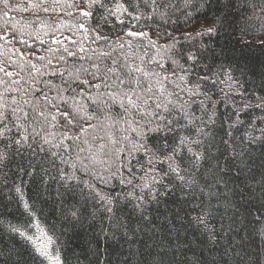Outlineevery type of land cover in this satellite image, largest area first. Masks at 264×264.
I'll use <instances>...</instances> for the list:
<instances>
[{
    "label": "trees",
    "instance_id": "1",
    "mask_svg": "<svg viewBox=\"0 0 264 264\" xmlns=\"http://www.w3.org/2000/svg\"><path fill=\"white\" fill-rule=\"evenodd\" d=\"M102 2L106 8L97 4L90 18L80 14L74 0H60L55 12L51 11L54 0H46L44 6L50 9L47 13L29 7L30 3L39 4L41 0H9L8 9L0 3V36L7 33L5 39H0V61L10 64L19 60L26 64L31 60L41 68L42 75L37 76L27 65L23 70L19 64L8 67L9 71L19 73L12 79L24 78L14 87L27 88L31 73L38 80L35 87L53 97L56 91L49 93L47 82L67 87L65 82L71 80L70 71L81 65L88 68L95 62L66 57V61L58 63L54 54L46 51L50 46L57 47L52 42L53 35L71 51L77 50L72 41H80L86 50L81 55L85 57L111 52L112 59L121 57L123 63L122 53H134L129 55L130 62L139 64L142 58L143 66L158 74L150 81L153 94L159 95L156 81L160 80L166 89L160 101H173L168 105L170 111L163 114L172 120L174 132H149V144L159 149L157 159L163 161L176 142L174 138L182 135L190 141H199L192 148L202 154V159L197 161L185 148L176 160L184 169L181 175L196 182L182 183L169 172L167 162H159L155 164L157 173L168 172L163 182L153 185L151 192L135 187L142 183L140 177L144 172L140 166L146 164L147 157L143 152L128 156L131 142L139 137L123 121L134 120L132 127H136L143 122L142 117L136 113L126 115L118 103L111 104L106 96L102 101L107 104L84 101L99 117L98 121H90L97 124V129H90L86 137L81 134L79 140H65L59 147L55 145L67 131L59 124L45 127L35 139L30 135L27 142L17 145L13 141L20 136L13 123H9L12 131L0 137V264H50L36 250L37 246L47 245L49 237L52 243L48 251L53 257L58 253L61 264H264V13L259 10L261 0H187V3L186 0H158L161 6L155 9L145 7L142 2L136 9L129 5H135L137 0H121L132 16L122 12L117 14L119 18L109 15L108 11H115L116 0ZM69 4L73 6L68 7ZM79 6L84 7L82 0ZM24 8L28 11H23ZM5 11L7 16L3 15ZM217 17L222 24H216ZM40 23L58 26L56 33L41 34L44 44L28 35ZM81 23L84 29L78 27ZM214 24L218 30L211 36L196 35ZM25 25L31 27L25 28L21 35L18 29ZM129 29L148 35L129 37L125 35ZM97 33L107 39H96ZM149 39L155 42V47L149 44ZM125 41H130L132 47L125 43L121 50L119 44ZM17 49L18 52L14 51ZM188 52L202 57L193 65L181 55ZM40 56L51 59V65L42 67L48 61L39 60ZM105 63L111 67L110 59L101 67ZM181 66L190 72L186 82L179 80L184 74ZM54 71L56 75L52 74ZM204 75L210 79L200 80ZM148 84L146 81L144 87ZM5 87L0 85V92ZM71 87L77 91L83 87L92 97L97 94L96 89L86 85L78 87V82H72ZM189 89L196 94L192 95ZM17 95L7 93L9 98ZM63 95L75 93L69 91ZM149 104L154 107V101ZM24 107L31 113L30 106ZM151 119L153 124L158 123L155 118ZM9 120L15 122L12 116ZM112 121L117 123L109 128ZM26 126L31 134V115ZM36 127L39 130V125ZM48 132L55 133V138L49 137L52 142L46 144L43 138ZM106 132L120 141L117 148H124L119 157L108 148L99 152V138L104 137L106 141ZM76 133L73 130L69 135ZM124 136L128 140L122 139ZM165 136L167 149L163 148ZM84 139L88 144L83 143ZM93 154L98 157L96 161L92 160ZM125 165L131 166V173ZM117 168L125 179H132V185L121 184L120 175H111ZM67 175H74L75 179L69 180ZM133 191L136 196L144 197L139 207L136 200L126 195ZM100 196L112 198V212L105 210ZM13 227L19 232L12 231Z\"/></svg>",
    "mask_w": 264,
    "mask_h": 264
},
{
    "label": "snow or ice",
    "instance_id": "2",
    "mask_svg": "<svg viewBox=\"0 0 264 264\" xmlns=\"http://www.w3.org/2000/svg\"><path fill=\"white\" fill-rule=\"evenodd\" d=\"M45 2L46 0H41V3L39 4L30 3L29 7L47 13L50 11V9L49 7L44 6ZM82 2L84 4L83 8L79 6L81 0H74V4L77 7V10L84 17H92L94 15L92 9L97 4H99L100 7L106 8V5L102 2V0H82ZM141 2L144 4L145 7H152L153 9L159 8L161 6L158 3V0H137L135 5L130 4L129 7L134 6L136 9H139ZM0 3L4 5L5 9L9 8V0H0ZM57 4H60V0H54L53 6L51 8L52 12L56 11L55 5ZM67 6L72 7L73 4H69ZM252 6L256 7V5ZM114 8L115 11L108 10L109 15L117 16V18H119L117 14L122 12H128V7H126L125 3L121 2V0H116ZM22 10L28 11V8H24ZM259 10L261 13H264V0H261ZM3 15L7 16L8 11H5ZM68 15H71V13H68ZM128 15L131 17L132 13L128 12ZM161 15H163V13H161ZM134 18L137 20L139 19V17ZM120 23L123 24L124 21L121 20ZM216 24H222V21L219 17L216 18ZM30 27L31 25H25L24 27L19 28L18 31L21 35H23L25 28ZM78 27L80 29H84L85 25L81 23L78 25ZM12 28L13 30H17L16 25H12ZM57 30L58 26L53 27L52 25L40 23V26L34 31H29L28 35L34 36L37 41H39L41 44H44L45 41L41 39V34L48 35L49 32L56 33ZM217 30L218 29L214 24L212 27H208L202 32H197L196 35L211 36ZM85 31L87 32L88 30L86 29ZM91 31L95 30L93 29ZM6 35L7 33H5V36ZM125 35L129 37H146L148 34L143 31L136 32L129 29L125 33ZM185 35L190 36V34L188 33H185ZM5 36H0V39H5ZM15 38L16 37L14 35L13 39ZM85 38L87 37L85 36ZM68 39L71 38L69 37ZM96 39L106 40L107 37H101L97 33ZM20 42L25 43L23 39H21ZM52 42L57 47L53 48L50 46L46 49V51L48 53L54 54L58 63L66 61V57H72L81 61H83L85 58H87L89 61H93L94 59L95 62L90 63L88 68H84L83 65H81L80 67L74 68V71H70L68 75L71 80L65 82L68 84L67 87H61L60 85L52 84L50 81L47 82L46 86L48 87V92L50 93L53 90L56 91V96L50 97L48 93H45L42 88L37 89L35 87L38 80L36 76H31V73L29 74L31 79L29 81H26V83L28 84L27 88H24L22 85L20 87H14V85H20L21 81L24 78L20 77L19 79H12V77L19 76V73L16 71H9L8 67H12L16 64H19V67L21 68V70H23L27 65L32 69L33 72L37 74V76L42 75L41 68H38L35 64L31 62V60H27L26 64L20 63L19 60L11 61L10 57L8 58L9 61H11L10 64H6L5 61H0V73H3V77H0V85H6L4 91L0 92V137H5L8 133L12 131V129L9 127V123H13V126L17 128L18 134L20 136V138L14 140L13 143L20 145L22 142H27L30 138V135L31 138L35 139V137L38 136L40 131H43L45 127L52 128L59 124L62 128L67 129V131H64L61 134L60 143L56 144V147L61 146V144H63V141L65 140H79L81 134L86 137L89 134L90 129L93 131L97 129V124H92L90 123V121L99 120V117L96 112L91 111L90 106L85 104L84 101L92 100L94 104H98L101 102L107 104V102L102 101V97L106 96L108 98V101L111 102V104L118 103L120 108L124 110L126 115L136 113L141 115L142 117L143 122L137 124L136 127H132L134 120L123 121V123L127 124L129 126V129L132 132H135L136 135L139 137L137 141L131 142V147L128 150V156L131 157L136 152H143L145 157H147L146 164H141L140 166L141 171L144 172V176L140 177L142 183L140 185H136L135 187H139L141 191L147 188L151 192L153 190V185L163 182V180L168 176V172H163L162 174L157 173L155 164L159 162H167L169 172L174 173L176 175V178L179 179L182 183L194 184L196 182L194 178L186 180V177L184 175H181V172L184 171V169L180 167L176 160L177 155L182 152L185 148L189 153H191L195 157L197 161L202 159V154L199 152H195L192 148V144H199V141H190L188 137L182 135L174 138L176 142L173 143L171 151L168 153V155L163 157V161L157 159L159 149H153L149 144V137L147 135V133L149 132H174V129L172 128V120L168 119V117L163 114L164 112L170 111L168 105L172 104L173 101H171L170 99L167 100V103L160 101V96H163L166 92V89L164 88L160 80L156 81V84L158 85L159 95L156 96L153 94V85L150 81L153 76L158 74L146 69L143 66L144 61L142 58H140V63L136 64L134 62L129 61V55L134 56V53H130L129 55H123L122 53V58L124 62L121 63V57H116L115 59H112L111 52L103 51L100 52L99 55L93 53L92 55L85 57V55H81L85 53L86 50L83 46H80V41H72L74 45H77L76 51H71L69 50V48L64 47L62 40L58 39L55 35L52 36ZM6 43H10V41H6ZM125 43H127L129 48L132 47L130 41H125L124 43L119 44L121 50L124 49ZM149 44L155 47V42L151 39H149ZM14 51L18 52L19 50L17 49ZM61 51L63 52V54H59ZM34 54L35 53L33 52V55ZM22 55L23 54H21V56ZM181 55L183 58H185L186 61H192L193 65H195L198 60L202 57V54L201 57H198L192 52H188L186 54L181 53ZM38 59L41 61L47 59V64L42 65V67L44 68L49 67L52 63L51 59H48V57L46 56H40L38 57ZM109 59L111 60V67H109L106 63L103 67H101V64ZM173 63L176 62L173 61ZM205 67L207 68L209 66L205 65ZM181 70L184 74L179 76V80L186 82V79L190 75V72L187 69H184L182 66ZM52 74L56 75V72L54 71ZM172 75H176V73L173 72ZM85 76L88 78L83 79L82 77ZM199 79L202 81H207L210 79V77L208 75H204L199 77ZM96 80H98L99 82L94 83L93 81ZM229 80H231V76H229ZM146 81L149 82L147 88L144 87V83ZM72 82H78V87L86 85L89 88L96 89V96L92 97L90 95H87L83 87H80V90L77 91L76 89L71 87ZM199 86L200 85L197 84L195 87L198 89ZM100 89H104V91L100 92ZM69 91L75 93V95H63V93ZM189 91L192 95L196 94V92H192L191 89H189ZM9 92H15L18 95L9 98L7 96V93ZM37 92L39 93V95H37ZM171 95V93H168V96ZM77 97H79L80 99L77 100ZM165 99H167V97ZM56 101H59V103H57ZM149 101H154V107L149 104ZM25 105L31 107V113L25 109ZM180 108L181 110H183V105H180ZM161 109H163V112L160 111ZM30 115L32 125L31 134L28 133V128L26 126V123L29 122ZM184 115L187 118V114L185 113ZM9 116L14 117L15 122L10 121ZM151 118H155L158 123L153 124V119ZM106 119L111 120V117L106 116ZM115 123L117 122L112 121V124L108 125V127L110 128ZM37 125H39V130L36 127ZM73 130H77V133L75 135H69V132H72ZM123 130L128 131V129ZM105 135L107 136L106 141L104 140V137L99 138L101 141L98 145L99 152L103 153L105 148H108L109 152L119 157L120 153L124 151L123 147H116V145L119 144L120 141L117 140L111 132H106ZM229 135H231V133H229ZM49 137H52L54 139L55 133H46L43 138L44 143L47 144L52 142ZM93 139L95 140L96 137H93ZM122 139L128 140V136H124ZM164 140L165 143L163 145V148L167 149L169 145L166 136ZM83 143L88 144V140L84 139ZM89 150H91V146H89ZM80 151H84V149L81 148ZM53 155H56V153H53ZM97 159L98 157L93 154L92 160L96 161ZM72 167L75 168V164H73ZM125 167L128 168L129 173L132 172V168L130 165H125ZM111 175H120L121 184L132 185V179H125L123 175H121L120 168H117V172L111 173ZM67 179H75V176L67 175ZM101 179H103V177H101ZM104 182L106 183L107 181L105 180ZM89 187H92V185H89ZM126 195L128 197H132L138 202L136 205L137 207L140 206L139 202L144 199L142 195L136 196L134 191L129 192ZM100 199L105 202V210L108 212H112V198L100 196ZM25 207L27 208L28 205L25 204ZM262 207H264V204H262ZM72 214L75 215V212H73ZM201 222H204L202 218ZM11 230L14 232H19V229L15 227H13ZM20 234L26 235L23 232H20ZM27 239L31 240L32 237H27ZM51 243L52 240L49 237L47 245L37 246L36 250L42 256L48 259L50 261V264H61L59 254L57 253V255L53 257L48 251V245H51Z\"/></svg>",
    "mask_w": 264,
    "mask_h": 264
},
{
    "label": "rangeland",
    "instance_id": "3",
    "mask_svg": "<svg viewBox=\"0 0 264 264\" xmlns=\"http://www.w3.org/2000/svg\"><path fill=\"white\" fill-rule=\"evenodd\" d=\"M42 242H44V241H42Z\"/></svg>",
    "mask_w": 264,
    "mask_h": 264
}]
</instances>
